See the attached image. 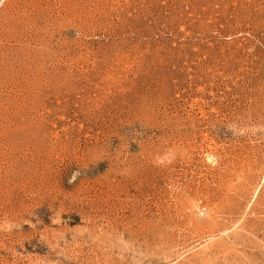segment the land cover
<instances>
[{"label": "rangeland", "instance_id": "rangeland-1", "mask_svg": "<svg viewBox=\"0 0 264 264\" xmlns=\"http://www.w3.org/2000/svg\"><path fill=\"white\" fill-rule=\"evenodd\" d=\"M0 264H264V0H0Z\"/></svg>", "mask_w": 264, "mask_h": 264}]
</instances>
